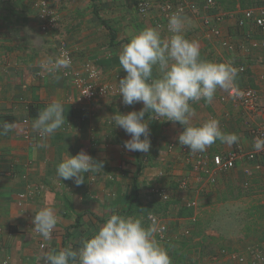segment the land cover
Returning <instances> with one entry per match:
<instances>
[{"label":"crops","instance_id":"1","mask_svg":"<svg viewBox=\"0 0 264 264\" xmlns=\"http://www.w3.org/2000/svg\"><path fill=\"white\" fill-rule=\"evenodd\" d=\"M141 1L154 4L146 15L138 10ZM161 1L53 0L59 22L47 33L41 30V20L30 0L0 1V124L7 121L15 125L7 135H0V261L40 264L46 253L67 247L77 250L114 213L141 218L145 227L152 226L148 219L151 213L162 217L169 225L170 239L162 241L156 236L155 239L167 250L171 264L177 258L182 264H222L231 261L222 255L225 249L246 255L245 263L233 264H252L256 249L264 255V237L259 239L244 233L248 236L238 238L219 232L229 230L221 220L238 213L244 199L259 196L256 199L259 200L263 196H252L248 194L252 193L251 188L244 190L242 186H249L252 181L254 185L264 186V170L247 174L244 167H252L254 162L238 161L231 171L218 172L215 183L200 179L184 164L180 144L172 151L168 149L171 141H177L183 126L151 120L152 113L144 117L150 128L149 152L126 151L122 145L130 136L115 128L112 116L140 111L142 103L125 105L122 97L115 94L91 102L80 101L78 90L63 69L50 73L41 67L42 61L60 57L59 43L65 41L75 64L94 61L102 68L105 81L118 84L126 75L119 63V53L133 35L145 28L157 29L165 39L172 35L155 24V19L160 17L157 6ZM196 1L201 4L202 0ZM229 1L217 0L220 9L236 12V17L243 10L262 4V0H232L235 3L230 6ZM182 17V34L199 43L203 59L215 63L237 60L247 67L245 72H238L243 73L244 79L235 83V87L242 90L254 86L264 105V32L251 24L240 29L234 17L222 23L221 37L208 39L201 13L189 12ZM246 31L252 33L253 39L247 38ZM224 39L231 43V48L222 45ZM160 75L158 69L153 70L154 78ZM54 101L63 105L64 124L43 141L35 136L29 144L21 135L23 127L27 126L36 135L33 120ZM192 107L196 111L192 118L195 126L215 118L225 133H235L239 138L231 146L217 140L206 149L210 153L225 154L238 147L246 153L257 150L258 139L251 131L264 124V110L250 114L244 110L240 95L232 96L219 88L211 103L201 99ZM41 142L48 146L36 148ZM81 150L101 162L103 168L85 173V181L80 185L74 179L61 181L56 166ZM187 177L190 187L180 190L179 182ZM29 183L43 188L18 208L16 194ZM154 185L168 187L171 200L165 202L151 192ZM189 199H197L198 206L186 207ZM258 202L264 204V200ZM43 207L54 209L58 218L48 240L37 234L32 223ZM194 216L196 221H192ZM218 221L220 228L215 226ZM185 229L190 230L189 235L183 234ZM41 242L47 244L44 249ZM260 264H264V259Z\"/></svg>","mask_w":264,"mask_h":264},{"label":"clouds","instance_id":"2","mask_svg":"<svg viewBox=\"0 0 264 264\" xmlns=\"http://www.w3.org/2000/svg\"><path fill=\"white\" fill-rule=\"evenodd\" d=\"M184 18L172 13L168 20L167 39L154 28H145L132 36L122 46L119 63L126 75L119 79V93L125 105L142 103L140 111L112 116L115 128L119 127L130 136L123 142L129 152L148 153L151 148L150 128L144 119L146 113L151 120L179 123L183 131L178 143L187 146L192 153L204 152L217 140L231 146L238 141L235 133H225L217 119L211 118L195 126L196 115L192 104L205 100L211 103L217 89L233 90L238 75L230 63H215L201 57L199 43L186 39L182 34ZM65 53L56 59L48 58L41 67L50 73L71 66ZM161 74L154 78L153 70ZM65 122L61 102L54 101L38 113L32 128L42 141L53 135ZM15 127L4 121L0 124V135H7ZM143 137V138H142ZM38 143L36 148H46ZM257 150L264 149V140H257ZM103 165L81 150L69 155L56 166V175L62 180L74 179L77 185L84 183L85 173L98 172ZM58 218L51 207H43L33 217L34 229L45 240L51 238ZM156 228L145 227L141 218L112 214L99 230L77 250L71 247L46 253V264H171L170 257L155 239ZM39 259V257L37 258Z\"/></svg>","mask_w":264,"mask_h":264},{"label":"built area","instance_id":"3","mask_svg":"<svg viewBox=\"0 0 264 264\" xmlns=\"http://www.w3.org/2000/svg\"><path fill=\"white\" fill-rule=\"evenodd\" d=\"M1 1V0H0ZM33 8L36 10L37 17L41 20V30L44 33L50 31L56 27L59 22L57 12L52 5L53 0H30ZM138 10L142 15L148 14L154 7V4L150 1H141L138 5ZM160 17L155 19V24L159 29L168 30V20L172 13L179 12L182 16L189 12H199L202 14V24L204 27L205 35L208 39L213 37H221L222 29L221 25L228 18L236 17V12H229L222 10L219 7L217 0H202L201 4L196 0H163L157 6ZM236 23L238 28L245 29L248 25H253L258 31L264 32V0L262 4L256 7H250L243 10L242 14H238L236 17ZM247 38H252V33L246 31ZM188 39L187 37H185ZM222 45L231 48V43L228 40L221 41ZM256 44L254 43V46ZM60 57L63 54H67L71 59V66L63 69L66 77H68L73 83L74 87L79 92V100L91 102L97 98L105 97L110 94L120 95L119 84H115L110 81H105L102 68L94 61L87 60L81 64H75V59L71 53V49L65 41L59 43ZM233 67L237 69V72H245L247 67L244 64H240L237 60L229 62ZM232 96H241V103L244 110L250 114L258 113L264 110V105L260 102L258 90L254 86H247L242 90L234 87L229 91ZM225 99V98H223ZM254 136L259 140H264V124L253 128L251 131ZM22 136L28 141L29 144L33 143V138H41L37 133L33 135L31 129L27 126L23 127L21 133ZM32 140V141H31ZM178 143L177 141H171L168 145L170 151L174 150ZM179 144V143H178ZM182 146V145H181ZM122 148L123 145H122ZM184 150V164L189 167L191 172L198 176L200 179L206 178L209 182L215 183L217 181L218 172H229L234 169L238 161H252L254 162L250 167L247 165L244 167V171L247 174H251L252 170L261 172L264 170V149L255 150L246 153L242 148H235L228 153H210L209 151L192 153L187 146H182ZM1 157V156H0ZM160 176H163V171H160ZM94 176L91 177V181H94ZM190 179L183 178L178 188L180 190L188 189L190 187ZM43 186L29 183L27 188L18 191L16 194L15 204L18 208L24 206L25 202L34 197ZM202 190V188H198ZM151 192L159 195V197L167 202L172 198L171 190L164 185H154L151 188ZM185 206L194 208L198 206L197 199H189L185 202ZM148 219L152 226L156 228V236L162 240L167 241L169 236V225L158 214L151 213ZM196 216L192 218V221H196ZM1 230V229H0ZM39 234V233H37ZM53 234V231H52ZM184 235H189L190 230L185 229ZM45 242L40 243V247L44 249L46 247ZM222 253L232 261L237 263H245L247 257L244 254L236 251H222ZM263 252L256 249L252 253L251 263L259 264L263 261ZM0 264H10L8 259L1 260ZM40 264H46L45 259Z\"/></svg>","mask_w":264,"mask_h":264},{"label":"rangeland","instance_id":"4","mask_svg":"<svg viewBox=\"0 0 264 264\" xmlns=\"http://www.w3.org/2000/svg\"><path fill=\"white\" fill-rule=\"evenodd\" d=\"M255 174H259V173L256 172ZM261 179H263V178H261ZM249 182H250V180H249ZM254 184H255V181H252L249 186L244 185L245 187L242 186V188L244 190H249V188H251L250 190L252 191V193H248L250 195H252V194L253 195H260L261 194L263 196L260 197L259 200H256V199H258L257 197H259V196L252 198L253 200L244 199L245 200V201H243L244 204L241 205V207L239 208L240 211H238V213H236L237 211L234 210L236 212H234L233 216L229 215V217L227 219H225L223 221L221 220V223H223L227 227V229H229V230L228 231L227 230H222V231L217 230V232L219 231V232L224 233V234L227 233L230 235L231 234L236 235L238 238H240L242 235L246 236V237L248 235H250L253 237H258L259 239H261V237L262 238L264 237L263 236V234H264V231H263L264 204H261L260 202H258V201L264 200V198H263L264 197V186L259 187L258 185H254ZM246 196H248V195H246ZM217 220L220 221L219 217ZM219 221H218V224H215L216 227L221 226V224H219ZM244 233H247L248 235H245ZM155 236H156V234H155ZM244 242H246V241H244ZM215 244H217V241L215 242ZM215 247H217V245ZM225 251L228 252L230 250L225 249ZM222 255L225 256L223 253H222ZM219 258H221V257H219ZM177 261H178V258L176 259L175 264H182L183 263V262L178 263ZM231 261H229V260L224 261V263H222V264H233V262H235V261H232V263H231ZM196 263L197 262H194L193 264H196ZM206 264H210V263H206Z\"/></svg>","mask_w":264,"mask_h":264},{"label":"trees","instance_id":"5","mask_svg":"<svg viewBox=\"0 0 264 264\" xmlns=\"http://www.w3.org/2000/svg\"><path fill=\"white\" fill-rule=\"evenodd\" d=\"M235 1H229V5H233ZM244 79L243 73H238L235 83L237 84L238 81H242ZM239 88V87H238ZM150 114V113H149ZM148 113L145 114V117L149 115ZM143 138V137H142ZM260 208V207H259ZM262 239V238H261Z\"/></svg>","mask_w":264,"mask_h":264}]
</instances>
